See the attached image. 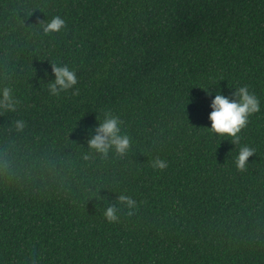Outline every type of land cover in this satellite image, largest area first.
Wrapping results in <instances>:
<instances>
[{"label":"trees","instance_id":"16d2710c","mask_svg":"<svg viewBox=\"0 0 264 264\" xmlns=\"http://www.w3.org/2000/svg\"><path fill=\"white\" fill-rule=\"evenodd\" d=\"M54 15L66 27L44 34ZM52 62L76 91L49 94ZM5 85L0 264H264V0H0ZM242 85L261 110L234 144L209 113ZM108 111L131 137L122 157L87 144ZM121 192L138 208L109 222Z\"/></svg>","mask_w":264,"mask_h":264},{"label":"clouds","instance_id":"9594fccd","mask_svg":"<svg viewBox=\"0 0 264 264\" xmlns=\"http://www.w3.org/2000/svg\"><path fill=\"white\" fill-rule=\"evenodd\" d=\"M40 25L44 34L58 33L66 27V21L60 15H54L41 21ZM52 73H54V78L48 81L50 95L57 96L63 91L73 89V86L78 83L76 70L67 64L52 62ZM207 90L211 95L212 89L207 88ZM211 108L212 111L209 113L211 126L208 128L215 134L230 137L231 141L237 144L240 140L239 133L248 124L249 117L261 110V103L259 97L247 85H242L235 87V92L231 96L223 94L220 90L216 91ZM5 110H16L13 91L7 85L0 87V114ZM97 119L99 122L89 132L88 147L105 157L110 151L121 157L126 155L131 147V137L123 130L121 118L108 111L104 112L102 116H98ZM15 126L17 130H21L25 126V122L16 120ZM255 151V148L248 145L241 146L235 158L236 168L244 171L248 165V158ZM151 164L154 169L167 167V161L159 157L154 158ZM121 205L127 209L129 215L138 208L135 198L121 192L115 198V202H110L103 210L104 217L109 222L119 221Z\"/></svg>","mask_w":264,"mask_h":264}]
</instances>
